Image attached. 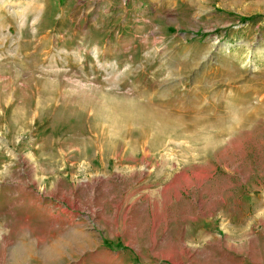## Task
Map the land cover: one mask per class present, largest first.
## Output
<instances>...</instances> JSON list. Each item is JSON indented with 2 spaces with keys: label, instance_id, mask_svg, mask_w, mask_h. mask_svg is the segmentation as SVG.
<instances>
[{
  "label": "rangeland",
  "instance_id": "obj_1",
  "mask_svg": "<svg viewBox=\"0 0 264 264\" xmlns=\"http://www.w3.org/2000/svg\"><path fill=\"white\" fill-rule=\"evenodd\" d=\"M116 101L229 133L157 177ZM0 264H264V0H0Z\"/></svg>",
  "mask_w": 264,
  "mask_h": 264
},
{
  "label": "bare ground",
  "instance_id": "obj_2",
  "mask_svg": "<svg viewBox=\"0 0 264 264\" xmlns=\"http://www.w3.org/2000/svg\"><path fill=\"white\" fill-rule=\"evenodd\" d=\"M210 109L211 107L204 108L205 115L200 116L192 115L190 109L183 112L170 104L164 105L155 101H116L109 106V112L105 115L108 125L104 127V134L114 141H124L128 147L135 145L133 136L137 137L146 155L157 162L154 173L159 177L176 162V154L169 151L181 145L179 139L184 138L200 144L197 149L199 153L211 151L212 146L222 143L229 129L224 126L215 129L213 141H209L208 130L213 123L223 124L230 119L231 108L226 105L219 115L209 113ZM192 148L193 145H184L182 151L190 153Z\"/></svg>",
  "mask_w": 264,
  "mask_h": 264
}]
</instances>
